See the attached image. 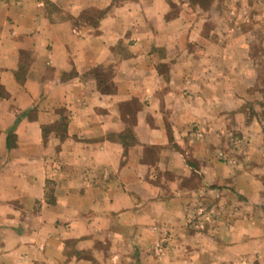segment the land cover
Wrapping results in <instances>:
<instances>
[{
    "label": "crops",
    "instance_id": "obj_1",
    "mask_svg": "<svg viewBox=\"0 0 264 264\" xmlns=\"http://www.w3.org/2000/svg\"><path fill=\"white\" fill-rule=\"evenodd\" d=\"M254 4L0 0V264H264Z\"/></svg>",
    "mask_w": 264,
    "mask_h": 264
},
{
    "label": "rangeland",
    "instance_id": "obj_2",
    "mask_svg": "<svg viewBox=\"0 0 264 264\" xmlns=\"http://www.w3.org/2000/svg\"><path fill=\"white\" fill-rule=\"evenodd\" d=\"M193 1H196V0H193ZM199 3L202 5V6H207V7H210L211 3H209V1L207 0H200ZM257 6V8H263L264 7V0H256V4H254ZM258 18V19H257ZM255 19L257 20H261V21H264V14L263 12L261 11L260 13H258L256 16H255ZM260 32V31H259ZM260 35H261V32H260ZM210 196H208V198H210ZM206 212L208 213L209 215V219H208V222H211L212 220L210 219V216L211 214H214L215 213V207L211 206L209 204L208 206V210L206 209Z\"/></svg>",
    "mask_w": 264,
    "mask_h": 264
},
{
    "label": "trees",
    "instance_id": "obj_3",
    "mask_svg": "<svg viewBox=\"0 0 264 264\" xmlns=\"http://www.w3.org/2000/svg\"><path fill=\"white\" fill-rule=\"evenodd\" d=\"M198 2L200 1V0H197ZM207 1H209V3H211L213 0H207ZM202 4V3H201Z\"/></svg>",
    "mask_w": 264,
    "mask_h": 264
}]
</instances>
